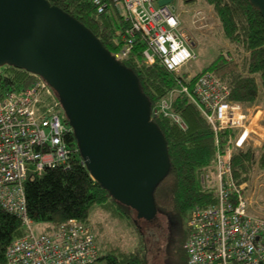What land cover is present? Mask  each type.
Listing matches in <instances>:
<instances>
[{"label":"built area","instance_id":"1","mask_svg":"<svg viewBox=\"0 0 264 264\" xmlns=\"http://www.w3.org/2000/svg\"><path fill=\"white\" fill-rule=\"evenodd\" d=\"M93 2L99 12L112 6L128 22L125 43L115 54L118 59L131 50L137 33L146 43L147 61L159 59L170 72L178 74L196 58L188 31L171 3ZM29 74L32 82L28 86L0 98V203L21 218L26 230L6 246L5 264H92L99 252L89 225L69 219L67 225L36 234L27 213L24 181L28 172L40 174L49 167L68 165L71 151L66 136L74 133L57 108L60 99L55 90L39 74ZM176 93H184L198 105L212 125L217 145L216 166L201 177L215 190L216 199L190 212L185 244L188 263L264 264V215L250 211L244 183L236 181L232 163L239 149L264 144L263 110L231 100L229 83L205 70L196 77L177 78L169 95L152 109L153 118L161 113L186 128L183 118L172 110ZM223 131H229L225 139L221 137Z\"/></svg>","mask_w":264,"mask_h":264},{"label":"trees","instance_id":"2","mask_svg":"<svg viewBox=\"0 0 264 264\" xmlns=\"http://www.w3.org/2000/svg\"><path fill=\"white\" fill-rule=\"evenodd\" d=\"M50 1L84 23L113 54L123 47V34L128 22L112 6L99 12L93 0ZM186 1L192 4L199 2ZM203 2L215 13L218 32L230 44V50L220 47V53L201 72L210 70L219 75L229 83L231 100L252 107L264 96V16L249 0ZM192 45L195 44L192 42ZM145 47L144 39L137 33L131 50L119 60L138 75L153 109L169 95L177 79L161 61L149 63L144 55ZM31 82L32 76L27 71L10 65L0 67V98L8 91L25 88ZM57 108H62L61 102ZM172 110L183 118L186 128L161 113L154 117L166 137L171 168L154 192L158 212L147 223L158 225L157 216H167L171 263L189 264L185 247L189 235L188 218L195 206H206L216 199L215 190L201 177L214 168L217 145L212 125L187 95L176 93ZM64 120L68 122L66 118ZM228 133L223 131L221 137L225 139ZM66 140L71 151L68 165L49 167L40 174L28 172L24 181L28 215L33 222L42 225L41 233L67 225L69 219H76L93 230L90 214L96 207L122 215L134 225L141 240L131 250L120 246L110 249L104 256L105 264H148L146 242L150 231L142 230L140 218L134 217L135 209L115 199L92 178L82 161L75 134L68 133ZM260 148L245 146L234 153L233 172L238 183L251 177L255 164L259 170H264V144ZM25 233L21 218L0 203V264H5L6 246Z\"/></svg>","mask_w":264,"mask_h":264},{"label":"water","instance_id":"3","mask_svg":"<svg viewBox=\"0 0 264 264\" xmlns=\"http://www.w3.org/2000/svg\"><path fill=\"white\" fill-rule=\"evenodd\" d=\"M249 1L264 16V0ZM6 65L49 83L92 178L138 218L154 219V192L171 161L135 71L50 0H0V67Z\"/></svg>","mask_w":264,"mask_h":264},{"label":"rangeland","instance_id":"4","mask_svg":"<svg viewBox=\"0 0 264 264\" xmlns=\"http://www.w3.org/2000/svg\"><path fill=\"white\" fill-rule=\"evenodd\" d=\"M198 1L192 4L186 0H173L171 3L181 19L183 28L188 31V36L195 44L192 45V50L196 55V58L183 66L178 74L173 73L176 79L181 78L180 75L196 77L199 71L201 72L220 53V47H224L225 50L227 48V50H230V44L218 32V20L212 8L205 5L203 0ZM117 13L120 12L117 11ZM197 17L199 19L195 20ZM230 52L232 53V50ZM253 107H260L264 112V96ZM248 108L250 109V107ZM60 114L63 119L66 118L63 107L61 108ZM262 146L254 148L259 150ZM213 165L214 167L216 166L215 161ZM243 183L250 211L254 214L264 215V170H259L255 164L251 177ZM135 215L134 217L137 219V212ZM157 217L156 222L158 225H154L153 223L148 224V220L140 218L142 230L145 232L150 231V235H147L148 240L146 242L148 264H172L168 252L170 229L168 217L164 214ZM90 221L96 236V245L99 252L98 260L92 264H105L106 260L104 256L113 247L120 246L123 249L131 250L141 240V236L135 231L134 225L127 219L122 218V215L113 214L96 207L90 214ZM32 226L35 233L39 234L43 232L40 229L42 225L33 222Z\"/></svg>","mask_w":264,"mask_h":264},{"label":"crops","instance_id":"5","mask_svg":"<svg viewBox=\"0 0 264 264\" xmlns=\"http://www.w3.org/2000/svg\"><path fill=\"white\" fill-rule=\"evenodd\" d=\"M189 11V10H188ZM192 13V12H191ZM183 22H184V19H183ZM190 31V30H189Z\"/></svg>","mask_w":264,"mask_h":264}]
</instances>
